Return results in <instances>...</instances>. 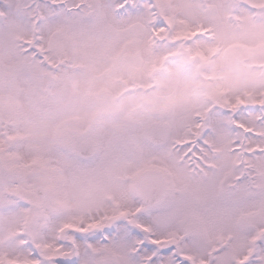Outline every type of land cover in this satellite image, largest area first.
Instances as JSON below:
<instances>
[{"label": "snow or ice", "instance_id": "snow-or-ice-1", "mask_svg": "<svg viewBox=\"0 0 264 264\" xmlns=\"http://www.w3.org/2000/svg\"><path fill=\"white\" fill-rule=\"evenodd\" d=\"M0 264H264V0H0Z\"/></svg>", "mask_w": 264, "mask_h": 264}]
</instances>
